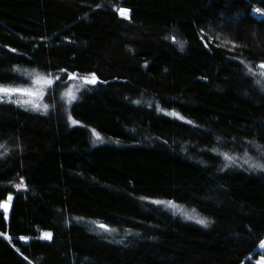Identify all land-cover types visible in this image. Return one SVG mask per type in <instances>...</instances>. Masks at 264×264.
Here are the masks:
<instances>
[{"label":"trees","instance_id":"obj_1","mask_svg":"<svg viewBox=\"0 0 264 264\" xmlns=\"http://www.w3.org/2000/svg\"><path fill=\"white\" fill-rule=\"evenodd\" d=\"M261 64L264 0H0V85L52 79L0 100V264H257Z\"/></svg>","mask_w":264,"mask_h":264},{"label":"rangeland","instance_id":"obj_2","mask_svg":"<svg viewBox=\"0 0 264 264\" xmlns=\"http://www.w3.org/2000/svg\"><path fill=\"white\" fill-rule=\"evenodd\" d=\"M123 16H126V13L122 14ZM35 75V74H34ZM32 75V79L30 80L29 84L27 85H15V86H5V87H12V88H20L24 89L25 91L22 93H17L11 96H3L0 98V100L12 102L16 104L17 106L36 113H44L47 114L49 112L48 106L45 104L44 99L47 94L48 87L52 83L51 78L43 77L41 75ZM93 77H80V78H73V81H75L74 84L69 85L68 89L63 93V97L66 100V103L68 106H71L77 99V96L79 94V91L82 86L84 85H90L94 84L92 82ZM2 86V85H0ZM73 124H75V121L71 120ZM92 135H98L94 130H92ZM103 142H101L102 144ZM12 200V198H11ZM11 200H8L5 204L7 205V209H5L3 205V209L6 211L7 217L9 216V208ZM45 237V236H44ZM259 256L257 258V264H264V248H259Z\"/></svg>","mask_w":264,"mask_h":264},{"label":"snow or ice","instance_id":"obj_3","mask_svg":"<svg viewBox=\"0 0 264 264\" xmlns=\"http://www.w3.org/2000/svg\"><path fill=\"white\" fill-rule=\"evenodd\" d=\"M255 11L257 13H260V9H255ZM175 39V38H173ZM261 68H264V64H261L260 65ZM93 83H95V77L93 76V80H92ZM258 84H260L261 82L260 81H257ZM25 90L24 89H20V88H12V87H5V86H0V98H2L3 96L7 95V96H11V95H14V94H17V93H22L24 92ZM227 159H231V157H226ZM253 167H259V168H262L264 169V165H254ZM19 187V186H18ZM9 200H11V196L8 197ZM5 209H7V205L5 204L4 205ZM199 223H201L202 225L204 226H207V221L206 220H200ZM101 228H103L105 231H111L110 227L107 226V225H100ZM0 235H3V233H0ZM45 238L46 239H51V233H45L44 234ZM262 248H264V244L261 245Z\"/></svg>","mask_w":264,"mask_h":264},{"label":"water","instance_id":"obj_4","mask_svg":"<svg viewBox=\"0 0 264 264\" xmlns=\"http://www.w3.org/2000/svg\"><path fill=\"white\" fill-rule=\"evenodd\" d=\"M260 68H261V67H260ZM261 69H262V70H264V68H261ZM260 246H261V245H260ZM260 246H259V247H260ZM259 247L257 248V250H256L255 252H259V250H258V249H259Z\"/></svg>","mask_w":264,"mask_h":264},{"label":"bare ground","instance_id":"obj_5","mask_svg":"<svg viewBox=\"0 0 264 264\" xmlns=\"http://www.w3.org/2000/svg\"><path fill=\"white\" fill-rule=\"evenodd\" d=\"M260 248V247H259Z\"/></svg>","mask_w":264,"mask_h":264}]
</instances>
